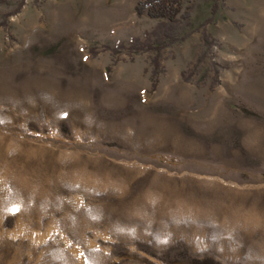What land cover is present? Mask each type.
Here are the masks:
<instances>
[{
	"label": "rangeland",
	"instance_id": "374dc122",
	"mask_svg": "<svg viewBox=\"0 0 264 264\" xmlns=\"http://www.w3.org/2000/svg\"><path fill=\"white\" fill-rule=\"evenodd\" d=\"M141 1L0 0V264H264V0Z\"/></svg>",
	"mask_w": 264,
	"mask_h": 264
},
{
	"label": "trees",
	"instance_id": "16d2710c",
	"mask_svg": "<svg viewBox=\"0 0 264 264\" xmlns=\"http://www.w3.org/2000/svg\"><path fill=\"white\" fill-rule=\"evenodd\" d=\"M183 0H143L135 6V14L137 17L146 15L150 19L161 20L157 27L150 33L145 35V41H132L131 45L138 48L146 49L153 52H160L162 48L161 40L172 43L175 38V31L179 23L180 5ZM221 0H213L212 15L216 11V5ZM183 19H188L185 15ZM152 38V40H151ZM161 43V45H160ZM154 68L159 67L157 59L153 60Z\"/></svg>",
	"mask_w": 264,
	"mask_h": 264
},
{
	"label": "bare ground",
	"instance_id": "6f19581e",
	"mask_svg": "<svg viewBox=\"0 0 264 264\" xmlns=\"http://www.w3.org/2000/svg\"><path fill=\"white\" fill-rule=\"evenodd\" d=\"M203 198V197H202ZM208 201V200H207ZM212 201V200H211ZM203 202V201H202ZM201 205V204H200Z\"/></svg>",
	"mask_w": 264,
	"mask_h": 264
}]
</instances>
